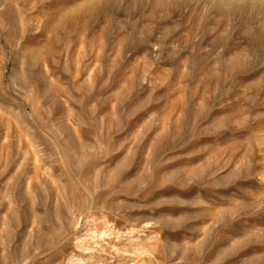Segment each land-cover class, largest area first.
I'll return each mask as SVG.
<instances>
[{"label": "rangeland", "instance_id": "1", "mask_svg": "<svg viewBox=\"0 0 264 264\" xmlns=\"http://www.w3.org/2000/svg\"><path fill=\"white\" fill-rule=\"evenodd\" d=\"M0 264H264V0H0Z\"/></svg>", "mask_w": 264, "mask_h": 264}]
</instances>
